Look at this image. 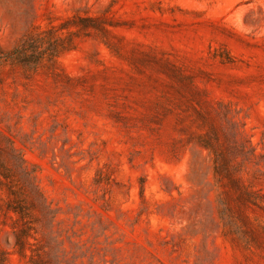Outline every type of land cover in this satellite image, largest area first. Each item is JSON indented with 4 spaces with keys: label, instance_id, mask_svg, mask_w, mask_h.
I'll return each mask as SVG.
<instances>
[{
    "label": "rangeland",
    "instance_id": "1",
    "mask_svg": "<svg viewBox=\"0 0 264 264\" xmlns=\"http://www.w3.org/2000/svg\"><path fill=\"white\" fill-rule=\"evenodd\" d=\"M0 264H264V0H0Z\"/></svg>",
    "mask_w": 264,
    "mask_h": 264
},
{
    "label": "trees",
    "instance_id": "2",
    "mask_svg": "<svg viewBox=\"0 0 264 264\" xmlns=\"http://www.w3.org/2000/svg\"><path fill=\"white\" fill-rule=\"evenodd\" d=\"M40 54H42V52H40ZM8 58L19 62L29 61V56L25 47H16L13 51L8 54ZM13 209L15 211H19L17 207H13ZM17 244H19L20 246L23 245V242L20 237L18 238Z\"/></svg>",
    "mask_w": 264,
    "mask_h": 264
}]
</instances>
